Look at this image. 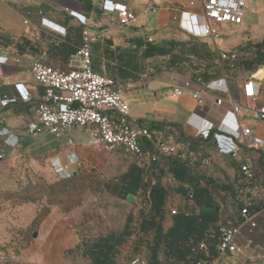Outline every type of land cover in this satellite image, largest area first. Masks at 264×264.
I'll return each mask as SVG.
<instances>
[{
	"label": "crops",
	"instance_id": "crops-1",
	"mask_svg": "<svg viewBox=\"0 0 264 264\" xmlns=\"http://www.w3.org/2000/svg\"><path fill=\"white\" fill-rule=\"evenodd\" d=\"M112 1L124 3L135 10L137 14L135 23L120 27L111 20L110 14L102 11L103 0H0V56L8 58L7 62L0 60V99L2 96L16 99L8 102L6 106L0 103V229L5 227L26 229L40 207L45 204V200H42L38 203L11 206L4 199L6 192L20 190L27 180L34 176H41L48 182L67 178L68 174H75L78 162L92 171H98L108 182L117 175L122 179L132 166H136L121 149L111 151L90 145V128H73L58 139L49 134L37 137L26 134V125L35 120L36 107L44 92V88L35 82L29 64L40 60L49 66L64 68L67 61L73 57L76 48L80 46L84 30L91 37L92 68L95 73L121 83H134L135 88L127 93L137 90L133 96L135 100L132 97V100L129 99L132 103H129L128 99H124L130 106V116L133 120L154 132L180 131L186 137L200 139L194 137L193 129L187 124V120L195 112L193 98L190 93L178 99L173 98L170 82L181 83L189 78L194 80L199 75L201 65H205L204 73L201 75L205 82L220 78V70L213 61L202 62L190 55L188 57L190 66L182 62L177 64L176 71H167L164 70V65L169 54L157 55L145 61L143 53L147 44L163 46L169 43L176 45L200 41L213 45L212 42L209 39L192 38L177 28L176 18L183 4H178V0L158 1L162 9L155 35L143 34L146 24L143 12L145 8L139 11L133 7L130 0ZM71 11L83 16L86 24H81L70 14ZM42 19L64 28V32L59 34L49 30L43 23L42 26ZM148 38L152 41L148 42ZM219 43L221 45V41ZM172 53L178 52L174 50L170 54ZM257 76H264V68L257 73ZM227 85V93L206 92V102L211 104L214 98H220L225 107L230 100L244 106L247 100L242 95L239 70L229 73ZM193 88H198V85L194 83ZM17 92L21 94L27 92L30 100L20 101L17 99ZM257 92L260 101L264 102V78L259 81ZM149 93L152 94V98ZM163 94H167V98L176 100V108H168L161 104L159 97ZM209 111L214 115L219 113V110L214 108H210ZM239 123L249 127L255 136L264 140V123L253 113L245 109L239 118ZM28 139H33L34 144L29 146ZM212 146H215V150ZM200 147L203 150L201 152L203 159H207L209 163L204 165L203 160L196 162L191 168L205 177L201 182L202 186L208 181L210 195L213 198H225L226 194H230L234 198L238 191L241 194L244 191V196H239L246 199L242 200V205H247L250 212L254 213L251 209L255 203L251 200L260 197L261 209L264 204V199L261 198H264V194L258 196L257 188L264 187V146L260 150L250 152L256 168V180L252 182H247L239 170L240 163L247 156L245 150L242 149L245 153L244 159L238 162L236 168H232L220 158H236L238 155L232 157L220 154L214 140L201 143ZM34 151L39 152L38 155L33 156ZM172 159L160 156L159 162L142 175L144 185L151 186L157 182V176L161 175L164 176L163 181L167 183V179L172 178L170 173ZM52 162L60 168H54ZM223 186L229 187L232 192L222 190ZM172 187L176 186L172 185ZM216 191L220 194L215 193ZM139 200L140 198H135L134 204ZM102 203L119 204L121 199L84 198L80 207L68 213L62 212L56 205L51 206L49 215L37 231L36 239L21 260L30 264H64L62 258L64 252L73 251V255L76 254L81 260L84 256L83 251L87 248L90 256L84 264H92L93 251L102 247L98 245L99 240L107 235L119 237L124 231H129L128 228L125 229V224L122 226L119 224L124 219L122 212L109 206L99 208L98 205ZM218 204L222 211L223 204ZM174 205H177L180 211L184 208L190 209L189 203L180 192L175 191L172 198L168 196L165 203L164 230L172 224L167 209ZM139 208L141 209L142 205H139ZM227 216L224 222L237 224L240 220L239 216H231L230 213H227ZM261 216L262 214H258L255 219L259 230L263 228L262 223L259 222L262 220ZM127 218L125 216V219ZM241 233L237 240L238 244L239 240L249 236L248 229L246 235L242 234L240 238ZM151 238V235L143 237L139 241V248L146 250L147 244L144 239ZM251 243L252 241L249 240V244ZM133 244V236L123 237V242L117 247V253L112 257L113 264H127ZM76 248L78 251L75 250Z\"/></svg>",
	"mask_w": 264,
	"mask_h": 264
},
{
	"label": "built area",
	"instance_id": "built-area-1",
	"mask_svg": "<svg viewBox=\"0 0 264 264\" xmlns=\"http://www.w3.org/2000/svg\"><path fill=\"white\" fill-rule=\"evenodd\" d=\"M245 5V0H184L176 18L177 28L187 36L209 39L212 42L213 63L220 70L221 77L205 82L201 76L205 65H201L199 75L194 80L189 78L181 83L172 81L170 88L173 98L178 99L190 93L195 102V112L187 120L188 126L194 131V137L203 141L213 138L220 154L236 157L240 150L246 151L247 156L240 163L239 170L247 182H252L256 180V168L250 152L262 149L264 140L255 136L249 127L240 125L239 118L247 109L264 123V102L260 101L257 92L259 81L264 78L257 76V73L264 68V63L253 72H249L242 64L246 59L244 51L238 47L224 49L219 43L223 37L224 26L243 24ZM102 11L108 12L111 20L120 27L131 25L137 19L135 10L124 3L112 0H103ZM151 11L154 12V9ZM70 14L81 24H86L83 16L72 11ZM42 23L51 31L59 34L64 32V28L49 24L45 20ZM147 40L152 41L151 38ZM90 41V35L84 30L80 46L76 48L73 57L67 61L64 68L52 67L40 60L29 64L35 82L44 88V92L36 107L35 120L26 125V134L31 137L49 134L58 139L73 128H90V145L111 151L123 150L144 173L159 162L160 156L164 158L180 156L190 167L196 162H202L204 159L201 152L190 151L185 144L177 141L178 133L154 132L131 118L130 106L124 100L123 94L132 91L135 88L134 83H121L95 73L92 69ZM0 60L7 62L8 58L0 56ZM236 70L240 71L242 95L247 103L242 106L230 100L225 107L222 105V99L214 98L211 104H208L206 92L227 93L229 73ZM194 83L198 88H193ZM17 93V99L20 101L30 100L27 92ZM14 100L16 99L2 96L0 103L6 106L8 102ZM210 108L219 110V113L212 114ZM203 163L208 165L209 161L205 159ZM76 164L78 165V162ZM52 166L60 168L53 162ZM167 183L177 187L173 178H168ZM186 201L190 210L198 211L190 198ZM189 211L186 208L182 210L184 213ZM179 212L177 205L167 209V215L170 217ZM258 214H262L264 225V204L258 213H251L249 207L244 205L239 210L241 223L233 224L222 220L220 210L216 223L217 240L207 241L213 237L212 232L208 230L206 238L191 248V259L195 264H222L224 258L242 254L238 237L244 227L249 233L256 229L255 219ZM129 264L148 263L145 258L134 256Z\"/></svg>",
	"mask_w": 264,
	"mask_h": 264
},
{
	"label": "trees",
	"instance_id": "trees-1",
	"mask_svg": "<svg viewBox=\"0 0 264 264\" xmlns=\"http://www.w3.org/2000/svg\"><path fill=\"white\" fill-rule=\"evenodd\" d=\"M193 42L197 41L176 45L169 43L163 46L147 44L143 53V59L147 61L157 55L169 54L164 65V70L167 71H176L177 64H182V62L186 66H190L191 62L188 61L190 55L202 62H209L203 58V55ZM200 43L208 45L203 42ZM182 44L186 46L184 47ZM188 45L190 46L187 47ZM238 48L245 51L241 46ZM248 48L251 51L249 53L251 58H248L251 62L255 61L253 63H256L260 61V63H264V41L255 44L248 43ZM174 50L178 53L170 54ZM201 140L186 137L178 131V141L185 144L190 151L203 152L200 144L211 141L213 138L203 142ZM171 164L170 173L173 180L177 183L175 191L180 192L185 199L190 198L198 208V211L195 212L194 210L187 209L190 211L184 213L181 210L179 214L171 217V226L164 230L163 221L165 217V203L169 194L168 189L159 181L154 182L149 187L145 186L142 177L144 172L138 169L137 166H132L121 179V189L124 192L123 197L125 200L129 196L133 197V204L139 194L147 197L143 198L147 200H144L141 219L137 225L138 229L133 235L134 244L132 251H136L139 248V241L143 237L151 235V244L146 242V250L149 252V255L145 259L148 264H195L190 257L191 248L206 238L208 230L212 232L213 237L207 241H212L213 239L215 242L217 240L216 223L219 220L220 208L209 193L208 181H206L205 186L201 185V182L205 179L203 175L198 174L188 166L187 161L180 156L173 157ZM108 185L109 183L98 171H92L85 165L78 164L75 174H71L70 177L48 182L41 176H34L28 179L20 190L6 192L4 199L11 206H21L45 200V204L37 211L30 226L21 231L23 238H25V247H28V242L30 241L31 243L33 240L32 234L39 230L40 225L49 215L51 206H58L64 213L71 212L82 205L84 201L83 196L86 192L99 193L106 190ZM221 189L232 192L227 186H223ZM240 207L242 206L240 205ZM257 209L254 208L253 210ZM253 210L252 212H254ZM129 220L130 218H128V222H130ZM128 225L129 223L126 224L125 229L128 228ZM125 236H130L129 231H124L119 237L107 235L99 240L98 245L100 244L102 247H98L97 250L93 251L92 264H113L112 257L117 253V247L123 242V237ZM111 242L113 243L111 244ZM68 252L70 253L71 251ZM212 253H214V249H212ZM83 255L90 256L87 248L83 251ZM161 255L162 259L160 258Z\"/></svg>",
	"mask_w": 264,
	"mask_h": 264
},
{
	"label": "rangeland",
	"instance_id": "rangeland-1",
	"mask_svg": "<svg viewBox=\"0 0 264 264\" xmlns=\"http://www.w3.org/2000/svg\"><path fill=\"white\" fill-rule=\"evenodd\" d=\"M160 0H130V3L133 5L134 8L138 9L139 11L142 9L144 12V16L146 19V24L144 26L143 34L147 35H155V30L157 27V23L159 21L160 15H161V9L162 6L158 3ZM184 0H178V4H182ZM245 12H244V20L243 24L240 26H224L222 28V34L223 37L221 39V45L220 47H224V49H233L235 47L241 46L244 51L246 60L243 61V65L248 71H254L257 67L262 65L263 63H260V61L253 63L248 58H251V55L249 53L251 52L250 49H247V44H255L259 43L261 41H264V0H245ZM147 8V9H146ZM151 9H154V12L151 11ZM261 9V11L259 10ZM105 14H108V12H104ZM45 19L41 20L42 22ZM45 22H47L45 20ZM48 23V22H47ZM50 24V23H49ZM43 26V25H42ZM144 35V38H145ZM194 45L199 49L201 54L203 55V58L207 61H213L214 59V53L212 51L213 45H204L201 44L199 41L193 42ZM192 43V44H193ZM223 45V46H222ZM182 46H186L185 44H182ZM188 45L187 47H189ZM247 49V50H246ZM254 60V59H253ZM257 60V59H256ZM168 91V88L166 89ZM165 90V92H166ZM137 90L133 91L132 93H124L123 97L124 99L132 100V97L135 96ZM150 98H152V94L149 93ZM135 100V97H133ZM161 100V104L168 108H176L174 99L167 98V94H163L159 97ZM33 139H28V145L31 146L34 144ZM31 148V147H30ZM212 149L215 150V146H212ZM37 153V154H36ZM39 152L34 151V155H38ZM244 151H240L238 156L236 158H225L221 157L220 159L225 161L230 167L236 168L238 165V162L244 159ZM229 159V160H228ZM164 176H157L156 181L160 182L164 187L168 189V196L169 198H172L173 193H175V187H172L168 183L163 181ZM237 180V179H236ZM109 185L106 188V190L99 192V193H90L86 192L83 196V198H120L121 203H102L99 204V208L102 206H109L111 208H114V210H117L118 212H122V216H124V221L122 220L121 223H119L121 226L123 224L128 225L129 235L133 236L137 229L138 224L141 219V211L142 208H139V205H143L145 202L143 198L145 195L139 194L137 198H140L138 203L133 204L128 203L127 200L123 197V190L121 189V178L120 175H117L110 179L108 181ZM238 191V190H237ZM261 191V192H260ZM215 193L220 194V192L216 191ZM245 192L243 191V194H241L239 191L237 194H235V197L233 198L230 194H226L225 198H214L215 203L219 206L218 203H222L223 209L221 211V217L222 220L225 221L227 216V213H230L231 216H239V210L243 207L242 200H246L245 198H239V196H244ZM264 194V187L257 188V195L263 196ZM264 197V196H263ZM260 197L255 198L254 200H251V202H254L255 204L252 206L253 210L254 208H258L257 210H253L254 213L257 212L260 208ZM240 205L242 207H240ZM125 216L130 218V222H128V218L125 219ZM262 219V216H261ZM258 221V220H257ZM259 222L262 223V220ZM241 223V220L237 221V224ZM257 223V222H256ZM42 225V224H41ZM40 225V226H41ZM263 228L261 230L256 229L249 233V236H246L245 238L239 240V247L242 250V254H234L231 256H228L223 259L222 264H264V225L262 224ZM25 228L22 227H5L0 229V264H30L25 263L21 260L22 256L26 253V250L30 247L33 240L28 242V247H25V238H23L21 231ZM247 228L244 227L242 229V233L240 238L243 235H246ZM239 238V239H240ZM36 239V238H35ZM249 240L252 241L251 244H249ZM147 243L151 242V239L144 240ZM30 243V245H29ZM78 251V250H76ZM78 253V252H76ZM149 252L145 250L144 248H138L136 251H131V256L127 258V264H129V261L134 256H140L143 258H148ZM78 256L73 255V251L70 253L64 252L63 254V260L64 264H84V261L88 260L87 256H83L80 259L77 258ZM162 259V255L160 256Z\"/></svg>",
	"mask_w": 264,
	"mask_h": 264
},
{
	"label": "water",
	"instance_id": "water-1",
	"mask_svg": "<svg viewBox=\"0 0 264 264\" xmlns=\"http://www.w3.org/2000/svg\"><path fill=\"white\" fill-rule=\"evenodd\" d=\"M74 174V173H73ZM127 202L128 203H132L133 202V197H131V196H129L128 198H127ZM37 237V232H34L33 234H32V238H36Z\"/></svg>",
	"mask_w": 264,
	"mask_h": 264
}]
</instances>
